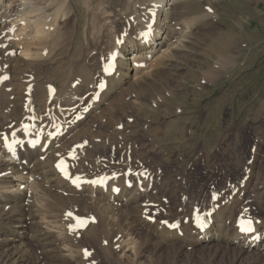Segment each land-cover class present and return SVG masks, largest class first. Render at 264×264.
Here are the masks:
<instances>
[{
    "label": "rangeland",
    "instance_id": "obj_1",
    "mask_svg": "<svg viewBox=\"0 0 264 264\" xmlns=\"http://www.w3.org/2000/svg\"><path fill=\"white\" fill-rule=\"evenodd\" d=\"M87 1L75 0L71 3L77 19H74L73 15L66 27L67 30L62 34L59 33L60 38L55 53L49 58H52L51 63L44 65L43 69L38 72L36 71V76L41 79L35 80L33 76H31V80L27 79L32 74L30 71L21 74L14 73L11 66L5 63L10 59L9 56L3 55V53H0V68L2 67L0 71L3 72H0L1 77L9 74L10 81L11 79L14 81L16 78L21 81L25 79L21 82L25 89L23 94L28 99L33 97L32 101L36 102L34 92L29 89L33 83L37 85L43 81L42 78L67 77L69 73L73 72L66 80L60 77L56 85L65 89L76 88L83 81L79 77L80 68L87 74L99 70L96 49L100 50L101 60L102 53L105 55L113 45V38L110 36L115 37L114 32L116 34L120 32L122 35L124 31L122 17L113 18L115 21L113 26L111 24L102 25L103 18L106 15L110 18L109 14L111 13V16H114L122 7L124 0H89L90 4ZM183 2L180 9L184 16H180L184 17L189 25L183 19L180 22L181 19H177L175 14L174 22H171V27L167 31V43H173L170 46H172V52L177 56L176 60L178 61L172 59L174 62H171L172 60L164 59L165 61L163 60V63L160 64L153 57V60L143 64L139 81L132 83V79H127L122 87L114 90L109 101L102 102L106 106L101 108L99 106L101 111H98L96 103L93 104L94 106H89L91 112H88L89 116L85 117L84 122L98 111L85 123L86 128L89 125L88 134L92 132L93 144L85 142L84 145H78L79 148L76 151L77 155L83 153L86 155L88 150L95 149V153L93 152L90 157L92 161L88 162L87 168L89 171L96 169L100 175L119 170L125 167L123 165L126 162H130V164L126 163V166L134 164L135 169L143 162L145 168L150 172L147 174L149 177L152 175L151 177L156 182L154 187L152 186L147 191L144 190L146 194L140 190L145 195L142 194L141 205L143 206L140 207L139 217L142 220L146 218L144 223L147 221L146 225H150L153 229L156 228L159 234L168 231L163 228L160 219L171 220L175 216L180 217L179 213H183L182 207H184L185 213L194 204L206 211L208 202L219 193L218 190H212L208 199L210 189L216 187L222 189L226 186L225 194L219 198L216 204L221 206L224 201L228 202L227 199L232 195V200L236 201L235 207L238 208V214L241 210L240 205L246 203L250 205L255 199L262 203L263 209L255 208L254 205L250 206L254 208L255 212L259 210L260 216L264 217V199L261 198V196L264 198V0H186ZM99 3L103 5L101 9H97ZM50 7L46 8L47 14L55 11ZM210 9L211 11H209ZM207 11L211 16L204 17L209 14L206 13ZM95 12L97 14H94ZM91 14H94L95 23L98 24L97 30L94 31L92 30L93 25H90L94 20ZM146 20L143 23H146ZM89 21L91 22L89 23ZM190 24L196 26L193 30H186ZM112 27L113 30H111ZM0 29L3 30L5 27L0 26ZM136 29L137 27L130 31V34L133 35V32L137 31ZM2 30L0 35L5 36ZM125 33L127 32L125 31ZM186 35L187 43L183 44L187 45L188 50L179 51L176 46ZM227 37L230 39L228 38V40ZM120 38L119 36L118 40ZM2 43H4L6 51H9L10 49L5 45L6 41L3 38L0 40V52ZM20 45L22 48L25 44ZM42 48L44 49L45 46L43 45ZM111 52L113 53L114 49L110 50ZM89 57L92 58L87 59ZM107 57L106 60H108ZM43 60H48L47 56ZM152 61L153 63H151ZM171 63H175L177 66L179 64L178 68L174 70L170 68ZM149 67L151 69H148ZM4 70L7 72L6 74H4ZM148 71L149 73H147ZM116 72L117 69L114 74L117 77ZM102 75L101 72L87 75V85L94 87L95 83L103 78ZM113 76H110L111 81L108 79L110 83L115 79ZM164 78H169V85L160 82H164ZM77 80L79 84L74 87V82ZM143 80L145 81L143 82ZM112 84L111 88H113ZM4 87L0 88L11 93V88ZM169 91L175 96L171 97V94H168ZM26 92H30L32 95L27 96ZM162 96L165 97L161 99ZM14 99L15 96L12 97V103L8 101L0 104V118L2 119L0 122L3 125L10 122L19 123L18 120H21L22 117L20 114L30 108V102L23 99V96L16 99L17 102ZM101 100L102 97L100 102ZM14 104L17 108H14ZM41 106L43 107V105ZM86 106H83L84 109ZM92 106L95 107V110ZM12 110L15 111L11 112ZM16 112L20 113L15 114ZM5 116L7 119H4ZM38 119L44 121L39 116L36 120ZM173 120H178V123L173 124ZM108 136L111 138L109 139ZM175 137L181 139L175 141ZM107 138L108 141H105ZM114 147H116L117 153L116 156H111L109 153ZM147 150H152L155 154L154 157L148 156ZM97 160L101 162H97ZM139 160L142 161L139 163ZM7 161L15 163L11 159H7ZM111 161L116 163L112 164ZM118 161L120 164H117ZM151 162L156 166L162 165L164 171L161 166L154 167ZM114 167L116 169H113ZM161 169L162 173L159 172ZM10 176L8 175L6 178L9 179ZM227 185H231V187ZM17 187L9 190L2 185L0 191L11 192ZM181 187H183L182 195L177 190ZM251 188L254 192H259L261 196L251 195L253 192ZM26 189L33 191L35 202L38 204L36 215L37 221L40 223L39 229L48 232L49 239L61 241L56 244L58 259L52 258L41 246L33 245L31 256L28 257L26 264H86L84 249L92 251L90 259L92 264H249L253 259L252 254L240 255L237 253L236 250H233L236 248H231L234 247L233 245H228L231 246L229 249H222L221 246L226 247L223 246L226 244L219 242H214L216 246L213 243L195 244L193 230L190 233L193 226L190 224H183V237L179 236L188 238L187 245L184 246L178 245L175 240L172 243L168 241L166 244L161 243V239L151 234V230L145 227L136 235L127 237L122 234L125 225L120 229L118 217L108 215L102 222L98 221L99 215L103 213L99 212V205L95 203L97 197L92 196L94 199L90 197L91 200L87 199V201L83 198H71L65 204H53L48 199L49 196H43L37 185L30 182ZM197 189L207 196V200L196 198L194 194L198 193L189 194ZM242 189L243 192H246L243 193ZM164 197L169 199V203L163 204ZM201 197L204 198L203 195ZM158 207H165L167 211L163 209L161 214ZM234 212L233 210L231 219L234 217ZM69 213L71 215H68ZM153 215L154 218H157L154 224L149 222L148 217ZM76 218H80V220L78 221ZM82 220L87 221L83 227L80 226ZM70 225L75 226L76 230L71 231ZM172 233L178 236V233H174V231ZM149 234L150 238H147ZM155 244L158 248H154ZM148 245H150L148 252L143 254L142 247L147 248ZM178 247L182 251L174 250V248L179 249ZM90 262L87 264H91Z\"/></svg>",
    "mask_w": 264,
    "mask_h": 264
},
{
    "label": "bare ground",
    "instance_id": "obj_2",
    "mask_svg": "<svg viewBox=\"0 0 264 264\" xmlns=\"http://www.w3.org/2000/svg\"><path fill=\"white\" fill-rule=\"evenodd\" d=\"M183 1L186 2V0H124V3L122 2L123 3L122 7L118 9V12L114 16H111L112 14L111 13L109 14L110 18L108 15H106L108 17L105 16L103 18L102 25L111 24L113 26L115 23V21H113V18L122 17V19L125 21L126 26H128V23H130L131 29L129 31L125 29V31L127 32L126 33L127 36L123 38L124 40L123 45L118 46L116 45V42L114 44V51L118 49L120 53V58L118 57L116 59V64H117L116 73L118 74V76L116 77L114 75L115 79L112 82L113 84L108 81L109 83L107 85V90L103 92V94L101 95L102 97L101 102L99 101L100 103H97V105L95 104L98 108L100 104H102V102L109 101L112 98V94L114 90H117L118 88L122 87V84L126 82L127 79H132V83L137 81L139 79V74L143 69V64L148 62L152 57H155L154 60L156 62H160V64L163 63L164 59L169 60V61L174 59V61H178L176 60L177 56H175L174 53L172 52L173 50L172 46H170V44H173V43L172 42L170 43L169 41H168L169 43H167V38H168L167 31L171 27V22L173 21V19H175L174 18L175 14L177 15V19H181L180 22H182L183 20L187 22L184 17L180 16V15H183L181 13L182 9H180L181 4L184 3ZM72 2H75V0H0V24H4L3 27H5V29L3 30L0 29V31L2 30V32L5 34V37H6L5 45L8 46V49L11 50V56H9L10 59L9 60L5 59L6 60L5 63L6 65L8 64L11 66V69L14 70V73L21 74L24 72L28 73V71L34 72L37 69L39 70L43 69L44 65L51 63L52 58L51 59L49 58L55 53L56 47L59 42L58 39L60 38L59 33L62 34L64 31L67 30L66 27L70 23V19L72 20L73 15H74V19H77L75 18L76 16L75 10L73 7H71ZM101 3L98 4L99 6L95 5L97 6V9H101V6H103ZM87 4L86 6L89 5ZM177 5L179 6V8ZM47 7L54 8L55 11L52 10L54 11L53 13L51 12V14H47L46 13ZM151 11L154 12L156 21L154 23V26L151 28L152 36L149 38V40L145 41L143 39H140L139 35L140 33H142L143 31L149 28L148 24L150 20L153 19L151 18V15H149L148 17L149 12ZM206 13L207 14L209 13V14L206 16L204 15V17H208L210 15L209 11H207ZM94 14H97V13L95 12ZM93 15L91 17H93ZM94 20L92 22L89 21V23L91 22L90 25H93L92 26L93 31L97 30L96 27L98 26V24L96 25L95 23L96 20L95 21ZM145 20H146V23L145 22L143 23V21ZM143 24L144 26L142 27ZM191 24L190 26L186 28V30L187 29L193 30V28L196 26V25L193 26ZM135 27H137L136 37L130 34V31H132ZM111 30H113V27ZM125 31H123V34L125 33ZM181 34H182V31H181ZM177 38L179 39V37ZM228 38L229 37H227V39ZM186 40H187V35L181 39L180 44L178 46L175 45L179 51L183 50L184 52V50L186 51L188 50L187 45L183 44V43H187ZM23 43L25 45L24 47L22 46L21 48L20 44H23ZM43 45L45 46L44 49L42 48ZM45 55L47 56L48 60H43L44 57L46 58ZM108 58L109 57H107V59ZM174 61L172 60L171 62H174ZM151 63H153V61ZM178 66L175 63L170 64V68H172L173 70L175 68H178ZM1 69L2 67L0 68V70ZM148 69H151V68L149 67ZM82 70L83 69L80 68L79 77L83 81H82V84L76 88H66L65 89L62 86H57L54 90L50 91L49 88H47V86L44 85L45 80L39 82V84L37 85L33 83L30 86L29 90H31V92H34L36 96V100H35L36 102L32 101L33 97H30V99H28V103L30 102V108H28L29 110L28 111L26 110L25 113L23 111V113L20 114L22 117H21V120H18L19 123L14 124L15 122L14 123L10 122L7 125H3V123L0 122V186L3 185L5 189H9V190L14 187L16 188L18 186L17 189L11 192L0 191V264H26L28 262L27 261L28 257L31 256L33 245L41 246V248L44 251H46L52 258H55V259L59 258V256L56 254V249L58 248L56 244L61 241L57 239H49L48 232L39 229L38 225H40V223L37 221V215H36V209H37L38 204H36L35 202L36 198L34 197L35 195L33 194V191L26 189L30 185V182L38 186L43 196H49L48 199H50V202L53 204H56V203L65 204L71 198H78V199L83 198V199H86L85 201H87V199L91 200V198H93L92 196L97 197L95 199V203L99 205V208H98L100 210L99 212L104 214V215L103 214L99 215L98 221L102 222L104 218L108 215H112V217H118L120 229H122L125 225V227L123 228L122 234H125L127 237L136 235L140 230H142L145 227L148 230H151V232L149 231L151 234L155 235L156 237H159L161 239V241L159 239L161 243L166 244V241L172 243L175 240L177 244L180 246L187 245L188 238L187 239L180 238L179 234L177 236V234L175 235L172 233L173 231L171 232L169 230L159 234L157 233L156 228L153 229L150 225H146L147 221L146 223H144V220L146 218L142 220L139 217L140 207L143 206L141 205L142 194H144L145 191L149 190L156 182L154 178L152 180L153 182L150 181V179L148 180L146 179V176H149L147 174L149 170H147L146 168H145L146 171L144 168L140 167L139 165H137L139 167L136 168V170L139 171V176L141 178V185H134V187H132L131 189H127L123 186L122 182H121L122 187L117 182L118 186L121 188V192L118 195H113L111 191H105L102 187H96L93 185L83 186L82 190L78 191L68 181L62 179L60 175L57 173L55 169V163L58 161L59 158L70 154L74 145H84L85 142L93 144V140L91 138L92 132L88 134L89 125L87 126L88 128L87 130V128L85 127V122H84L85 121L84 119L88 118L89 114L86 116V118H84L81 121H77V119L81 116L82 111L84 110L83 106L87 105L89 107L92 102L91 98L86 97L87 98L86 100V98H84L85 95L93 90H96V85L100 80L95 83L94 87L88 86L86 83L87 73L83 72ZM6 73L7 72H5L4 74ZM147 73H149V71ZM101 74H103L102 68H101ZM110 78L111 77H107V79H110ZM101 79H104V76ZM22 81L16 78L14 81L12 79L10 81L9 79V83L2 82L1 75H0V87L5 86L7 88H11V93L10 92L7 93L8 90L3 91L0 88V104H2L3 102L11 101L12 97L14 96H15L14 101H16V99H20L22 96H23V99H25L26 96L23 94L25 92V89L23 88L24 86H22V83H21ZM144 81L145 80H143V82ZM160 82L164 83L165 85L170 84L169 78L168 79L164 78V82L162 81ZM111 84L113 85V88H111L112 87ZM169 92L168 94H171V97L175 96L174 93L172 92L169 93ZM164 97L165 96H162L161 99H163ZM15 104L17 105V103ZM16 105L14 106V108L16 107ZM41 105H43L44 108ZM47 108L49 109L50 114H47ZM14 111L12 110L11 112H14ZM19 113L16 112L15 114H19ZM11 114L13 115V113ZM27 116H33L36 118H38L39 116L40 118H43L44 121H40L41 119L37 120V124L39 127L46 126V127L52 128L54 125H56V128H57L59 125H63L66 130V135L58 136L55 139H46L45 143L49 144V148L46 151H44V143L34 150H30L26 147L27 149L24 152L22 151L19 152V155H20L19 162L10 163L7 161V159L8 160L10 159L9 155L2 149V145H1L2 132L4 131L8 133V131H10L9 129L16 130L21 124L24 123V119ZM4 119H7V117ZM0 121H2L1 118H0ZM173 122H174L173 124H177L178 120H173ZM110 138L111 137H109V139ZM174 139L175 141H179L181 138L175 137ZM106 140L108 141V138L105 139V141ZM94 150H91V151L88 150L86 152V155L84 153L77 155L75 152V155L78 161H76L75 163L74 172L75 174L78 173L77 175L79 174L84 175L83 176L84 179H87L90 177L93 178L95 176L100 175L97 173L96 169H92L91 171H89L87 168V166H89L88 162L92 161L90 157L93 154ZM146 154H148V156L152 155L153 157L155 155L152 150L150 151L147 150ZM23 159L27 160V165L22 164ZM134 160H137V159H134ZM140 161L142 160H139L138 162L140 163ZM145 162H148V161H145ZM121 163L124 164V162H121ZM126 163L123 166H126ZM128 163L130 164V162ZM103 167L102 169H105ZM115 167L113 169H116ZM8 175H11L9 179L6 178V176ZM151 176L152 175H150V177ZM141 188H144L145 190L144 193L140 192ZM242 192H243V189H242ZM227 200L228 202L224 201L225 204L224 205L222 204L215 211V213L212 216L213 223L212 225L209 226V228L204 233L199 232L193 227L191 228L190 233L193 230L195 244H212L213 243L214 246H216V243L214 242L226 244V245H223L226 247H222L220 245L222 249L223 248L229 249L231 246L229 247L228 245H233L234 247H231V248H236L233 250H236V252L239 253L240 255H243L245 253L252 254L251 256H253V259L250 260L249 264H264V243L261 245L258 240L252 241L253 235L243 236L239 234L235 227L237 215L245 214L243 216H247L246 214H249V212L247 211V207H249V204L246 203L245 205H240L241 210H239L237 214L238 208L235 207L236 201L232 200L233 202H229V198ZM216 203H213V198H212L208 202L207 210L205 212L206 213L210 212L211 209L214 208ZM155 204L157 203L155 202ZM250 205H254L256 206L255 208H259L261 210L263 209L262 203L255 199L252 203H250ZM233 210L235 211L234 217L233 219H231ZM250 212L253 215L251 214L249 215L255 220V222L262 221L260 225H257V233H260L261 238H262L264 236V217L260 216L259 210L254 212L255 214L253 213L252 210ZM148 217L149 218L154 217V215L148 216ZM183 228H184V225H182L181 230ZM152 230H153V233H152ZM125 231H127V233H125ZM175 232L177 233V231H174V233ZM182 234H183V231H182ZM147 238H150V234H149V237ZM149 247L150 245H148L147 248L142 247L143 254L148 252ZM154 248H158L156 244ZM61 249L64 250L62 247ZM159 250L162 251L163 249L162 250L159 249ZM174 250L182 251L181 248L179 249L174 248ZM87 251L89 252L90 257L89 259L85 258L84 262H86V264L90 262V259L92 258L91 256L92 251L90 250H87Z\"/></svg>",
    "mask_w": 264,
    "mask_h": 264
},
{
    "label": "snow or ice",
    "instance_id": "obj_3",
    "mask_svg": "<svg viewBox=\"0 0 264 264\" xmlns=\"http://www.w3.org/2000/svg\"><path fill=\"white\" fill-rule=\"evenodd\" d=\"M209 11H211V9ZM114 61H115V54H113L112 61L105 67V69H104L105 72L111 73L112 71H114V69H115ZM5 79H7V77H5ZM98 87L103 89L105 87V84L101 83L98 85ZM4 139L7 141V139H8L7 136H5ZM64 163H65L64 161H61L60 164L57 165V167L60 168V170L65 173V175H68L67 171L65 170ZM77 179H79V178H77ZM116 190L119 191V189H116ZM68 215H71V213H69ZM76 219L78 221L80 220V218H76ZM197 222H198L199 226L203 227L205 220L203 217H201L198 214L197 215ZM86 223H87V221H80V226L83 227ZM251 225H252V221H248L247 227H244L242 224V231H253L254 229L251 227ZM171 226L177 227L178 225H171ZM69 227L72 228V230H75V228L73 226L70 225ZM86 255H89V253L86 252Z\"/></svg>",
    "mask_w": 264,
    "mask_h": 264
}]
</instances>
